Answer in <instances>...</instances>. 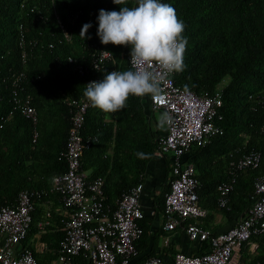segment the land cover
I'll return each mask as SVG.
<instances>
[{
  "label": "trees",
  "instance_id": "obj_1",
  "mask_svg": "<svg viewBox=\"0 0 264 264\" xmlns=\"http://www.w3.org/2000/svg\"><path fill=\"white\" fill-rule=\"evenodd\" d=\"M163 3L170 4L185 24V68L175 72L174 79L196 93L222 92L221 118L216 121L219 133L203 146H192L185 157L195 167L199 204L216 208L217 186L226 179L229 162L252 150L261 152L257 167L237 177L229 209L221 208L229 220H237L252 202L249 195L255 179L264 176V0ZM120 6L134 7L136 0H127L126 5H116L112 0H0V206L13 203L21 189L42 191L28 234L37 231L41 203L58 199L50 188L54 177L66 170L63 152L70 114L65 100L84 97L89 77L103 79L108 72L130 68L128 46L103 45L96 35L99 10L119 11ZM59 23L70 33L69 40ZM86 23L91 24L86 33L91 38L84 40L79 34ZM21 35L28 52L25 63L19 46ZM101 49L108 50L112 60L100 71L89 69L80 75L68 63L69 56L82 61ZM20 71L28 77L23 86L37 112L35 141L33 124L15 103L13 91L22 92L11 82L13 74ZM126 103L111 118L107 117L112 113L91 106L81 129L85 143L82 169L89 171L87 181L103 178L106 204L111 208L122 192L140 182L156 146L140 99L129 96ZM138 153L144 154L143 158ZM168 190L169 179L157 201L161 210ZM142 219L139 242L145 237ZM56 234L47 239L54 252L62 231ZM252 240L257 249L247 258L248 244H243L242 263L264 264V234ZM199 245V252L206 249L204 242ZM152 255L140 254V258ZM34 256L44 264L40 254Z\"/></svg>",
  "mask_w": 264,
  "mask_h": 264
},
{
  "label": "built area",
  "instance_id": "obj_2",
  "mask_svg": "<svg viewBox=\"0 0 264 264\" xmlns=\"http://www.w3.org/2000/svg\"><path fill=\"white\" fill-rule=\"evenodd\" d=\"M59 26L64 38L69 40L70 33L62 24ZM25 45L21 35L19 46L23 63L28 55ZM110 60L112 54L105 49L82 61L68 57V63L80 75L89 69L100 71ZM174 73L161 84L158 97L149 94L150 108L161 114L167 112L171 117V122L164 125V133L154 138L153 157H167L170 161L169 190L165 193L161 214L166 230L180 228L190 242H204L206 249L199 253L176 251L171 262L159 255L140 258L137 245L142 236L139 225L143 217L142 183L122 192L111 208L106 204L103 178L87 181L82 169L85 143L81 129L91 104L85 96L71 97L65 100L70 114L63 152L66 170L54 177L50 188V192L57 194L62 214V238L51 264H243V244H248L251 251L257 249L252 237L264 234V176L255 179L249 195L252 202L229 228L215 231L202 222L212 215V211L199 204L195 167L185 157L192 146H203L219 133L216 121L221 118L222 92L218 89L213 93H196L178 84ZM100 80V76H92L86 79L85 85ZM26 81L27 75L20 71L13 74L11 83L22 92L19 95L13 91L16 107L33 124L32 141H35L38 117L31 105V96L23 86ZM260 158L261 152L252 150L229 162L226 179L217 186L219 209H229L230 193L237 177L244 170L257 167ZM42 194L37 189L24 188L17 193L13 203L0 206V264H39L33 250L24 242ZM49 216L50 210L45 209L36 227L41 230ZM38 249L43 252L46 244L40 242Z\"/></svg>",
  "mask_w": 264,
  "mask_h": 264
},
{
  "label": "clouds",
  "instance_id": "obj_3",
  "mask_svg": "<svg viewBox=\"0 0 264 264\" xmlns=\"http://www.w3.org/2000/svg\"><path fill=\"white\" fill-rule=\"evenodd\" d=\"M126 5L127 0H112ZM96 35L103 45L128 46L131 67L125 71H111L100 81L85 85L83 95L93 108L105 113H116L127 106L129 96L158 97L161 84L171 73L185 68L184 53L187 39L182 35L184 22L175 9L161 0H136V6H120L119 11L100 9ZM90 23L82 26L85 39ZM171 122L165 112L159 117L160 126ZM138 156L143 158L142 153Z\"/></svg>",
  "mask_w": 264,
  "mask_h": 264
},
{
  "label": "crops",
  "instance_id": "obj_4",
  "mask_svg": "<svg viewBox=\"0 0 264 264\" xmlns=\"http://www.w3.org/2000/svg\"><path fill=\"white\" fill-rule=\"evenodd\" d=\"M139 99L146 114V121L150 127L151 133L155 137L158 134L164 133L165 127H161L159 123L161 112L150 108L149 95H145ZM112 116L113 113L109 114L107 118H111ZM169 162L167 157H152L146 164L145 170L141 175V180L139 182L142 183L140 203L143 210L142 224L145 229V237L137 246H139V253L141 255H159L166 261L171 262L173 254L176 251L198 253L201 250V246L197 242H190L185 232L180 228L175 230H166L164 228V219L157 201L166 180L170 177ZM85 173L87 175L89 171H85ZM41 207L42 212L40 219H42L41 216L45 209L50 210V216L45 220L46 224L41 230L37 228L36 232L28 234L24 243L33 250V253L41 255L44 264H51V262L55 260V258H51V255L55 254V252L51 250V241L47 239L53 236L56 237V232L61 231L62 214L58 199H47L41 203ZM208 210L212 211V215H208L206 218L202 219V222L215 231L226 230L236 221V219L229 220L222 209L217 207ZM40 242L46 244V249L43 252L38 249ZM254 252L255 251L249 250L248 253H250L251 256ZM248 253L246 256L250 258Z\"/></svg>",
  "mask_w": 264,
  "mask_h": 264
},
{
  "label": "rangeland",
  "instance_id": "obj_5",
  "mask_svg": "<svg viewBox=\"0 0 264 264\" xmlns=\"http://www.w3.org/2000/svg\"><path fill=\"white\" fill-rule=\"evenodd\" d=\"M248 252H249V250H248ZM248 255H250V253H248Z\"/></svg>",
  "mask_w": 264,
  "mask_h": 264
}]
</instances>
